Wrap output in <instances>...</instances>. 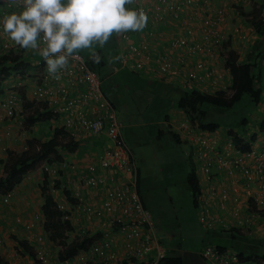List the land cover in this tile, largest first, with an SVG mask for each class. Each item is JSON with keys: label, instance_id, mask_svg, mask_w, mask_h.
I'll list each match as a JSON object with an SVG mask.
<instances>
[{"label": "built area", "instance_id": "2783aa9c", "mask_svg": "<svg viewBox=\"0 0 264 264\" xmlns=\"http://www.w3.org/2000/svg\"><path fill=\"white\" fill-rule=\"evenodd\" d=\"M135 1L134 5L128 7L142 9L148 16V23L139 31V38L135 41L129 33L120 35V39L126 44L122 61L127 62L130 69H147L165 78L170 77L187 89L194 87L208 93L228 90L229 76L222 73L213 62L223 39L220 28L226 19L227 3L238 0H222L215 9H212V2L215 0H152L150 3L144 2L145 0ZM20 10L19 7L0 0V54L23 49L3 31L2 24L5 13ZM160 28L169 30L167 49L153 54L158 41L156 32ZM240 36L246 38L245 33ZM37 56L38 74L35 85L30 90L32 98L37 102H45L53 113L61 117L60 125L72 139L76 140L82 134H105L112 143L103 150L97 163L88 164L83 169L77 178L79 187L70 186L75 182L72 178L63 182L59 188L60 191L69 190V196L73 199L71 203L66 198L55 199L57 208L67 211L71 220L72 228L64 234L67 239L90 235V230L85 227L101 217L100 212L86 201L84 187L104 189L101 209L103 213H107L97 223L103 231L100 244H92L88 250L80 251L65 262L156 264L165 256L166 248L157 236L151 214L141 202L136 185L137 169L134 158L121 138L116 110L103 94L99 74L88 67L80 52L70 58L66 67L58 70L55 75L48 73L43 58L39 54ZM204 58L212 61L215 67L204 61ZM15 72L18 76L21 75L20 71ZM205 79H209L206 84L203 83ZM15 80L0 97V119L18 118L22 122L25 111L23 103L16 95L20 81L18 78ZM19 124L21 128L24 127ZM183 129L195 148V173L203 171L206 180L210 181L213 167H221L228 175L239 171L244 176L245 190L248 187L250 189V192H246V201L250 200L257 209L264 208V133L259 134V139L252 142L248 150L241 151L228 138L225 139V144H221L218 133L194 130L185 124ZM5 134L9 135L10 131L6 130ZM61 165L70 169L76 168L75 164L63 161L43 164L42 168L55 181ZM107 170L112 172L106 176L104 172ZM251 184L255 188L252 189ZM220 191L222 200H233V216L237 219L234 224L246 221L247 218L240 215L239 197L227 186ZM12 195V190L0 194L1 201L7 204ZM15 220L21 221L20 218ZM34 226V221L26 224L27 228ZM120 245L121 255L116 249ZM202 255L210 264H264V258L242 257L231 248L219 250L216 246L208 245L203 248ZM37 256L43 263H47L42 251L38 250Z\"/></svg>", "mask_w": 264, "mask_h": 264}, {"label": "crops", "instance_id": "0c3cea01", "mask_svg": "<svg viewBox=\"0 0 264 264\" xmlns=\"http://www.w3.org/2000/svg\"><path fill=\"white\" fill-rule=\"evenodd\" d=\"M152 0H145L144 2L150 3ZM214 2V1H213ZM212 2V5H214L215 9L217 5H220L222 1H215ZM136 3V1H135ZM134 5V4H133ZM258 7V8H257ZM258 9V10H264V0H242L241 2H229L227 3L225 12H227L226 19L223 20V23L221 25V32L223 35L224 44L227 43V40L234 39L236 41V45L234 46L236 50H238L239 54V60L245 61L247 56H250V50L253 48V43L255 38V28L253 25H250L245 18V16L241 14H250L252 12L251 9ZM228 11H231L230 14H233V18L235 23L231 24L230 21L233 18L230 17V14ZM241 24V25H239ZM161 29V28H160ZM246 30V39L241 40L238 38V31ZM132 40L135 41L139 38V32H129ZM167 33L169 34V30L167 31L163 28L156 32V37H158L157 44L155 43V50L153 54H158L159 52L164 51L167 49ZM155 42V41H154ZM223 44V46H224ZM125 42L119 39V35H113V37L104 45L103 48H100L98 45H93V49L95 51H101V54H103L104 60L107 62L109 59L116 57L118 61V66L111 65V71L108 73V75L103 77L101 75V72H99V76L103 78L101 80L102 82V88L105 91L106 95H110L112 98V104L113 107L116 110V104H117V94L116 90L118 86H121L122 84L128 85L129 83H135L139 84L141 82H148L150 84L159 85L161 83L166 84L167 86L173 85L172 79L169 77V79H165L159 75L153 74L150 70H142L138 69L135 71H131L130 68L127 65V62L122 61V54L125 52ZM25 49V48H24ZM31 49H25V56L24 60L26 63V66L24 70L21 72V75L18 76L17 72H14L12 76L9 78H18L19 79V98L21 100L26 101H35L31 96V88L35 85L36 76L38 74V52L33 51L31 53ZM92 50L85 49L81 50L80 53L83 55H89ZM215 56L213 57V59ZM204 61L211 63L212 61L208 60L207 58H204ZM248 61V60H247ZM214 65L217 67L220 65V63L213 62ZM153 64V62H152ZM256 64L258 66V85L262 89V99L261 102L257 107H255L254 111L250 114L249 117L245 118L244 123V130L240 131L242 133H239L240 136L244 137V135H248L250 133L257 134L256 127L252 125L253 120H257V118H263L264 117V61L259 60V58L256 59ZM213 65V64H212ZM213 65V66H214ZM214 66V67H215ZM179 78V77H177ZM160 81V82H159ZM18 83V84H19ZM9 88V86H8ZM7 88V89H8ZM171 89L172 87H168ZM4 93L6 92L5 86H3ZM41 103V102H40ZM43 103V102H42ZM25 108V107H24ZM117 114V112H116ZM18 122H16V120ZM0 123V162L1 159L4 157V152H1V149L3 146L7 147L8 149L13 150H19L24 147V143L26 138L35 136L38 139H47L51 136L54 126L58 125V121L56 120H48L51 122V124L47 125V129L49 132L43 128L39 127L43 122H36L34 125L29 127V129L20 131V135H14V133H17V131L20 129L18 123H21L18 118H13L12 123L9 120H1ZM166 124L168 126L167 132L168 136H170L172 139L173 136L171 133L179 134L181 132L182 127L187 125L186 122H188V119L186 118V113L183 109L177 107L175 104V108L173 109V112L170 116H167L165 118ZM45 122V121H44ZM8 124V125H7ZM189 125H191L189 123ZM251 125L254 126L251 128ZM6 126L11 127L12 134L11 136H7L5 134ZM193 125V128H196ZM217 128L216 133H218L220 137V143L225 144L224 141L227 139V136L225 134L224 128L222 130ZM161 132V135L159 134ZM120 133H121V125H120ZM184 135L187 137V134L185 130L183 129ZM163 134L162 131H158V136L161 137ZM183 135V134H182ZM183 135V136H184ZM178 136V135H177ZM121 138L123 139L122 133ZM189 138V137H188ZM76 141L78 142V147L73 151H63V157L64 161L66 163H73L76 165L75 169H70L68 166H62L59 170V180L61 182L70 181L72 178H74L75 182L71 183L74 185H70L72 188L75 186L79 187V183L77 181L78 176L82 173L83 169L91 163H97L99 160V157L103 150L110 146L111 140L108 139V137L105 134H100L97 136L91 135V134H82L81 136L76 138ZM176 141V140H174ZM187 142V140H186ZM125 143V142H124ZM126 144V143H125ZM127 145V144H126ZM187 145L192 149L193 145H190L187 142ZM129 148V147H128ZM130 149V148H129ZM131 151V149H130ZM192 152V151H191ZM132 153V151H131ZM193 153V152H192ZM133 155V153H132ZM134 158V157H133ZM194 162V160L192 159ZM136 169H137V176H136V185H137V191L139 193L141 202L143 206L145 207L143 200L140 195V188H141V182L142 177L139 176L138 173V167L136 165V162L134 160ZM2 164V163H1ZM0 164V169L2 168V165ZM2 171V170H0ZM112 172V170H107L104 172V175H108ZM196 181L198 183V190L196 193H194L193 201H195V206L197 207V212L199 213V221L202 224H206L207 227L214 228L217 231H224L229 232L231 238H235L236 236L241 235L245 237V241H248L250 238L258 239L259 237L264 238V220L260 217V215H256V219L253 220L250 225L246 224L242 229L239 230L238 224H234L237 222V219L233 216V209L234 204L232 199H225L222 200V194L221 191L224 189V187H228L231 189L233 194L237 195L239 197V203L238 206L240 207V215L244 217L249 215L247 209H249V200L247 199L246 192H250V189L245 190V184H244V176L239 172H235L232 175L226 174V172L223 171V169L216 167L211 168V180H206L205 173L203 171H200L199 174H195ZM115 175V173H114ZM188 178V174L186 176V180ZM43 179V171L40 167L34 168L29 170L22 178V181L16 185L12 190V197L10 201L7 204H4L1 201L0 196V257L7 260L8 264H35L33 263V260L28 257L27 254H24V252L18 248L16 242L14 239H27V242L33 246L36 243L34 242V238H36L37 233H34L32 229L27 228L26 224L30 221L34 220V213L37 211H41V205L43 203V196L40 190V183ZM147 180V178H146ZM78 183V184H77ZM188 184V183H187ZM188 187L191 190V184H188ZM250 187L253 189L255 188L254 184H251ZM84 196L86 201L93 205L97 211L100 212L101 217H97L96 222L90 223V235H94V243L93 244H100V241L102 240L103 234L101 231V228L99 225L97 226V223H100V219H103L104 216H107V213H103L101 209V200L103 197V191L104 189H96L95 187H84ZM192 192V190H191ZM229 192V191H228ZM193 195V193H192ZM197 195H199L197 197ZM236 196V197H237ZM59 200H63V195H58ZM146 208V207H145ZM256 207L254 208V212L258 211ZM20 218L21 221L17 222L15 219ZM43 220V219H42ZM248 229H251L253 233H250ZM157 236L160 239V229L155 228ZM248 231V232H247ZM45 233V232H44ZM46 234V233H45ZM115 236H118L116 234ZM35 243V244H34ZM212 246V245H222V243L214 244L209 243L204 245L205 246ZM37 246V245H36ZM36 246H33L36 248ZM203 247V248H204ZM225 247V246H224ZM202 248V249H203ZM227 248V247H225ZM117 251L121 255L122 253V247L121 245L118 246ZM201 249V250H202ZM167 250V248H166ZM234 250V249H233ZM249 250V248H247ZM19 252V254L17 253ZM238 253H241L245 256L247 255H256V254H245L242 251H237ZM260 257V256H259ZM123 264V263H121ZM125 264H134L130 262H126Z\"/></svg>", "mask_w": 264, "mask_h": 264}, {"label": "rangeland", "instance_id": "374dc122", "mask_svg": "<svg viewBox=\"0 0 264 264\" xmlns=\"http://www.w3.org/2000/svg\"><path fill=\"white\" fill-rule=\"evenodd\" d=\"M251 10L253 12L257 9ZM230 12L228 11L229 14ZM228 18H233V14L231 13ZM230 23H235L234 18ZM230 41L232 47L236 49L234 47L237 44L236 41L234 39H230ZM118 64L116 57L109 59L101 68V75L106 78L111 71V65L116 67ZM221 72L224 73V70ZM208 81L209 79H205L203 83L206 84ZM15 82V79L8 78L3 84L8 87ZM168 87L164 83L155 85L146 81L139 84L137 82L136 84L133 82L128 85L122 84L116 90L118 98L115 105L124 142L131 149L139 176L143 178L140 188L141 198L151 214L154 227L157 231L160 229L158 232H160L161 242L167 248L168 253L172 255L199 253L204 245L220 242L235 251L264 256V238H250L245 241V237L238 234L233 239L229 232L217 231L199 221L200 216L197 207L193 204L192 192L186 183L187 174L192 172V161L188 155L190 147L185 142L174 141L168 136V126L165 121V118L172 114L175 104L182 94L173 87L171 89ZM18 94L19 91L16 95ZM248 98L247 95H244L230 108L204 104L201 106L202 110L206 111L204 120L217 122L220 124V130L230 128L242 133L240 131L244 130L243 120L249 117L255 109L247 103ZM20 101L23 102L21 99ZM262 119L253 120L252 125L256 127L255 130H259ZM9 121L12 123L13 118H10ZM16 122L18 121L16 120ZM22 122L21 124L24 125ZM49 124H51L50 121H45L39 127H43L49 132L47 129ZM252 125L251 128L254 127ZM19 128L14 135L19 136L20 131L26 130L25 126L23 128L19 126ZM6 130L10 131L7 136H11V127L6 126ZM159 130L163 132L161 137L158 136ZM7 149L3 146L1 152L6 154ZM22 149L14 151L19 152ZM2 159L5 160V155ZM1 165L0 174L3 173V164ZM34 215L36 225L32 231L37 233V236L34 238L36 244L34 243L33 246L37 245L43 248L47 264H68L58 260L61 246L59 243L51 241L45 234L41 211H36ZM89 226L87 224L85 228L90 230ZM40 236L42 239L38 238ZM17 253L19 254V252Z\"/></svg>", "mask_w": 264, "mask_h": 264}, {"label": "trees", "instance_id": "16d2710c", "mask_svg": "<svg viewBox=\"0 0 264 264\" xmlns=\"http://www.w3.org/2000/svg\"><path fill=\"white\" fill-rule=\"evenodd\" d=\"M258 8V7H257ZM245 16L248 22L255 28L256 40H254L253 48L250 50V56H247L246 60H239L238 50L234 49L229 41L224 44V52H221L224 59V68L227 70L230 76V85L228 92L219 91L215 94L203 93L197 88H191L187 92L181 93L182 95L177 100V107L183 109L188 116L189 123L191 125H197L201 129L214 131L219 127L217 122H206L205 116L206 111L202 110L201 106L204 104L214 106L230 108L236 102L240 101L244 95L249 98L248 102L253 108L257 107L262 99V89L258 85V66L256 59L264 61V24L259 19V10L251 12L250 14H241ZM32 50V49H31ZM35 51V50H32ZM101 57L100 63H94L90 59V54H84L86 64L89 68L95 70L98 74L105 66L106 61L104 60L101 51H96ZM25 49L20 51H10L6 54H0V97L3 95V83L6 81L14 71H20L25 68L26 63L24 60ZM248 60V61H247ZM100 77V76H99ZM101 80L103 78L100 77ZM104 96L111 102L112 98L110 95H106L102 88ZM24 111V126L29 129L36 122H44L48 120L58 121V125L54 126L52 134L47 139H38L35 136L29 137L25 141V147L21 151L17 152L11 149L6 150L5 160L2 159L3 173L0 174V194H5L18 185L23 176L31 169L37 168L43 164H53L54 162L64 161L63 151H73L78 147V142L72 139L64 127L61 126L62 119L56 113H53L45 104V102H33L23 100ZM112 106H114L112 104ZM245 123V119L242 124ZM259 131L264 132V118L262 119ZM228 136L231 139L235 148L241 151H246L251 146V143L255 140V134L251 135L248 142L243 141V138L237 135L232 130H228ZM161 135V132L159 133ZM173 138L180 142L178 136L171 133ZM66 163V162H65ZM43 170V168H42ZM50 175L47 171L43 170V179L40 183V190L43 196V203L41 205L43 220V229L47 233L48 238L59 243L61 246L58 252V260L66 261L72 259L80 251H86L94 243V235H84L81 238L67 239L65 232L72 228L71 220L67 211H60L54 200V195L49 185ZM187 182L191 184V190L194 193L197 192L199 186L197 184L195 175L190 172L188 175ZM63 195H66L67 200L71 203L73 199L69 196L68 192L64 190ZM195 206V201H193ZM248 216H241L247 218L242 224H238L239 230L242 229L246 224L256 219V215L264 220V208L258 211L254 210V204L249 202ZM250 233H253L251 229H248ZM247 231V232H248ZM19 249L24 254H27L33 260L35 264H45L37 256V251L31 246L25 239H14ZM161 242V240H160ZM163 245V243L161 242ZM165 247V246H164ZM219 250L224 249L222 245H216ZM37 248V247H36ZM166 248V247H165ZM38 250L42 251L43 248ZM203 249L199 253L189 254H176L172 255L166 250L165 256L160 258L156 264H210L206 262V259L202 255ZM242 257L247 258H258L257 255H243ZM261 258H264L262 256ZM0 264H8V261L0 257ZM125 264V262H123Z\"/></svg>", "mask_w": 264, "mask_h": 264}, {"label": "clouds", "instance_id": "9594fccd", "mask_svg": "<svg viewBox=\"0 0 264 264\" xmlns=\"http://www.w3.org/2000/svg\"><path fill=\"white\" fill-rule=\"evenodd\" d=\"M241 1L242 0H238L237 2L239 3ZM4 2L10 5H15L21 10L4 14L2 20L3 31L9 36L12 41L20 45L21 47L37 51L46 63L47 71L50 75L57 74L58 70L66 67L70 58H72L74 55H77L81 50L85 49L92 50L90 53V59L94 63H100L101 57L93 49V45H98L100 48H103L114 34L119 35L120 39V35L122 34L142 31L148 23V16L142 9L128 7L130 5H133L135 3V0H4ZM227 16L228 15L226 12V17ZM259 16V19H261L262 23L264 24L263 9L259 11ZM241 33L246 34V30L238 31V38L241 40L246 39L241 38ZM224 40L225 39L223 38L222 43L218 49L215 62H219L220 65H218L217 67L220 69V71L224 70L226 76H229V73L224 68V59L221 54V52H224ZM227 41L231 42L230 39ZM130 70L135 71L132 69ZM165 79L168 80L169 78ZM172 82L173 85L169 86L180 91L181 93L187 92L191 89L181 87L177 82H175V80H172ZM5 88L7 89L6 86ZM201 92L208 93L204 91ZM217 92L219 91L208 94H215ZM225 92H228V90ZM186 118L188 119L187 114ZM4 120H10V118H5ZM186 123L189 128H192L194 130H204L198 126H195L196 128H193V125H189V119ZM226 130L227 131L225 134L228 139H230L227 133L228 130H232L233 132L237 133L238 136H240L239 133L233 129L229 128ZM210 132L216 133L215 130ZM261 133L264 132L258 130L257 134L255 133V140L257 138L259 139L258 136ZM182 134L184 135L183 127L181 129V132L177 134L179 140H181L180 142H185L186 144L188 142L190 145H193L192 143H190V140ZM251 135L248 134L244 135V137H240L243 138V141L245 143L250 140L249 137ZM192 149L193 150H191L190 148V152L188 153V155L190 156L191 161L192 159L194 160V162L192 161L191 171L195 173L197 156L194 146L192 147ZM39 167L42 169V165H40ZM53 180L54 179L50 176L49 185L54 195V200H59L58 195H63L64 193V190H59L63 182L59 180V175H57L55 181ZM66 191L69 194V190ZM64 198L67 199L66 195H63V199ZM41 219L44 220L42 211ZM33 221L36 225V220L34 219ZM38 238L42 239V236ZM74 238L81 237L76 236ZM36 247V251L41 248V246Z\"/></svg>", "mask_w": 264, "mask_h": 264}, {"label": "flooded vegetation", "instance_id": "af4514ba", "mask_svg": "<svg viewBox=\"0 0 264 264\" xmlns=\"http://www.w3.org/2000/svg\"><path fill=\"white\" fill-rule=\"evenodd\" d=\"M187 179H188V178H187ZM186 183H188L187 180H186ZM188 184H189V183H188Z\"/></svg>", "mask_w": 264, "mask_h": 264}]
</instances>
